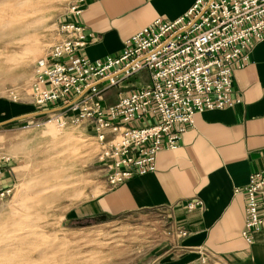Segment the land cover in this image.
I'll return each instance as SVG.
<instances>
[{
  "label": "built area",
  "instance_id": "1",
  "mask_svg": "<svg viewBox=\"0 0 264 264\" xmlns=\"http://www.w3.org/2000/svg\"><path fill=\"white\" fill-rule=\"evenodd\" d=\"M85 2L70 0L53 23L56 37L36 61L28 93L43 110L38 115L89 127L101 145L102 182L114 188L153 172L158 152L178 146L196 113L240 102L232 96V74L246 65L251 44L264 40V0H195L178 17H157L139 29L118 54L94 60L78 52L86 38L78 21ZM142 70L147 84L104 102L109 89ZM9 191L2 189L0 200ZM234 191L244 196L241 235L249 243L264 228V169ZM202 206L200 199L186 203L187 210Z\"/></svg>",
  "mask_w": 264,
  "mask_h": 264
},
{
  "label": "crops",
  "instance_id": "2",
  "mask_svg": "<svg viewBox=\"0 0 264 264\" xmlns=\"http://www.w3.org/2000/svg\"><path fill=\"white\" fill-rule=\"evenodd\" d=\"M194 1L86 0L78 18L86 38L78 52L90 60L118 54L123 41L139 29L157 17H178ZM248 53L246 65L232 74V96L239 103L196 113L178 146L158 152L153 172L114 188L102 182L101 192L79 203L73 216L158 213L172 235L136 264H193L204 256L225 264H264V228L251 242L244 240V196L234 191L250 173L264 169V40L251 44ZM132 88L122 83L109 89L104 102L112 104ZM30 104L0 99V126L43 111ZM16 163L0 154V191L13 184ZM192 199H200L202 208L187 210Z\"/></svg>",
  "mask_w": 264,
  "mask_h": 264
},
{
  "label": "rangeland",
  "instance_id": "3",
  "mask_svg": "<svg viewBox=\"0 0 264 264\" xmlns=\"http://www.w3.org/2000/svg\"><path fill=\"white\" fill-rule=\"evenodd\" d=\"M69 2L70 0H56L46 4L48 18L45 20L44 27L41 30L40 53L36 57L30 58L24 66L28 79L24 85L18 86L17 88H14L10 82L1 85L0 99L13 104L31 106L30 103L32 100L29 96L28 89L33 77L34 66L36 61L44 55L46 48L53 38L56 37L53 23L65 13ZM15 70L17 71L18 68ZM124 83H129L130 86L134 87L145 85L148 83L147 73L145 70H142L140 77L135 75ZM45 124L50 125V127L53 126L52 128L58 130L59 133L62 130L74 128L67 134L70 140L68 143L70 144L69 146L74 145L73 143L75 142H84V144L86 143V148H81L78 152L77 150L74 152V149L73 151L70 149V152L69 150L63 151L64 153H61L57 157L59 161L63 160L58 165L62 171L61 176L58 175L59 177L56 179L43 180L40 183L41 185H38L40 189L44 187V190L42 189L44 193L41 194L43 200L38 203L35 202L28 210L34 219L30 224L34 232L40 234H50L56 231L71 234L77 233L76 235L89 236L91 239L105 238L108 239V242H117L116 248L120 249L122 254L119 256L120 258H115L111 264H136L140 259L142 260L145 253L148 255V253L154 251L158 245L164 243L165 239H168L172 235L169 224H164L159 221L160 217L158 213L152 211L146 213L119 214L117 216L107 217L108 219L104 216H98L92 219L74 217L73 209L79 206V203L91 196L99 194L102 190L103 171L101 170V165L97 162V153L101 145L93 137L89 127L84 123L68 121L65 125L60 126L50 120V117L40 115H34L26 120L0 126V154L11 156L14 161H17L16 167L14 168L15 175L13 184L10 187L9 193L0 200V210L6 205H11L13 209L10 208L9 212H13L17 210V205L20 201L23 202L27 198L31 199L33 197L30 195L31 181L35 180L36 176H39L38 173L44 169L43 165L46 159L53 153L52 150L46 149L48 140L44 138L21 139L16 142H11L10 136L14 134H29L36 129L43 128ZM66 152H69V154ZM73 153L76 154L74 155ZM69 164L76 165V167H73L76 170L70 171V168L67 166ZM31 168H35L36 170L34 169L33 172H30ZM22 181H26L27 183H23ZM13 202H16V205ZM5 217L6 214L0 213V220ZM107 234L108 237H106ZM110 234L111 236H109ZM193 264L225 263L220 262L216 258L204 256Z\"/></svg>",
  "mask_w": 264,
  "mask_h": 264
},
{
  "label": "bare ground",
  "instance_id": "4",
  "mask_svg": "<svg viewBox=\"0 0 264 264\" xmlns=\"http://www.w3.org/2000/svg\"><path fill=\"white\" fill-rule=\"evenodd\" d=\"M53 1L56 0H0V86L10 82L14 88H17L26 83L28 78L24 66L30 58H34L40 53L41 30L48 18L46 4ZM16 68H18L17 71ZM52 127L45 124L43 128L36 129L29 134L10 136L11 142L21 139L44 138L48 140L46 149L52 150L53 153L46 159L43 165L44 169L38 173L39 176L31 181V187L30 184L28 185L30 195L33 197L27 198L23 202L20 201L17 210L13 212H9L10 208L13 209L11 205H6L0 210L1 214H6V217L0 220V264H111L115 258L122 254L121 250L116 248L117 242H108V239L105 238L91 239L89 236L59 231L40 234L31 228L30 224L34 219L28 210L35 202L43 200L41 194L44 193L42 192L44 187L42 190L38 185L43 180L56 179L61 176L62 171L58 165L63 160L59 161L58 155L64 153L65 150L70 152V149L71 151L74 149V152L76 150L78 152L79 149L86 148L84 142H75L74 145L69 146L70 140L67 134L74 128L62 130L59 133ZM69 152L66 153L69 154ZM67 166L70 171L76 170L73 169L76 165L69 164ZM34 169L31 168L30 172H33ZM13 203L16 205V202Z\"/></svg>",
  "mask_w": 264,
  "mask_h": 264
},
{
  "label": "water",
  "instance_id": "5",
  "mask_svg": "<svg viewBox=\"0 0 264 264\" xmlns=\"http://www.w3.org/2000/svg\"><path fill=\"white\" fill-rule=\"evenodd\" d=\"M41 112H36L34 115H38V114H40Z\"/></svg>",
  "mask_w": 264,
  "mask_h": 264
}]
</instances>
